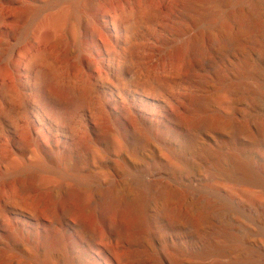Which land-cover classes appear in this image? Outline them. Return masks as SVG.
Segmentation results:
<instances>
[{
	"label": "bare ground",
	"instance_id": "bare-ground-1",
	"mask_svg": "<svg viewBox=\"0 0 264 264\" xmlns=\"http://www.w3.org/2000/svg\"><path fill=\"white\" fill-rule=\"evenodd\" d=\"M96 1L110 0H89L88 10ZM138 1L150 8L158 2ZM173 1L179 23L168 31L179 36L199 22L210 29L166 58L193 71L215 56L233 64V76L220 70L205 77L202 85L212 82L220 90L211 98L192 96L184 107L167 97L169 85L137 77L142 94L166 103V112L152 119L174 124L150 127L111 103L127 122L123 131L93 128L105 159L93 171L97 152L84 142L76 152L51 158L38 146L36 160L64 170L54 172L57 187L36 200L0 204V264H264V0ZM118 28L130 53L138 21ZM45 90L66 108L82 104L70 98L65 105L68 91L49 84ZM214 105L228 113H214ZM27 146L15 163V175L24 178L15 195L23 200L36 183L47 182L29 163ZM9 162L0 157V171ZM127 174L131 180L120 183ZM0 183L6 190L3 177ZM208 184L223 194L211 193Z\"/></svg>",
	"mask_w": 264,
	"mask_h": 264
},
{
	"label": "rangeland",
	"instance_id": "rangeland-1",
	"mask_svg": "<svg viewBox=\"0 0 264 264\" xmlns=\"http://www.w3.org/2000/svg\"><path fill=\"white\" fill-rule=\"evenodd\" d=\"M88 1L0 0V157L10 161L0 171V178L7 181L6 190L0 189V204H28L43 190L57 187L59 179L54 172L60 174L64 169L58 164L53 171L51 165L36 160L38 146L51 158L76 152L84 142L97 152L90 159L92 171L101 165L105 159L95 126L117 132L123 131L127 122L121 108L114 109L111 103L122 104L133 117H144L150 127L155 123L173 125L162 116L152 119L166 112V103L142 94L134 83L137 77L143 83L169 85L172 90L167 97L184 107L192 96L211 98L220 90L212 82L202 85L205 77L213 79L220 70L233 76V64L222 65L215 56L193 71L166 58L173 47L210 29L199 22L179 36L168 31L170 24L179 23L173 0H158L153 8L138 0H110L103 5L96 1L91 10ZM27 10L30 13L25 15ZM135 20L138 37L129 53L118 24ZM91 25L100 32L98 38L91 34ZM48 84L68 91V99L62 98L64 104L70 98H80L82 104L66 108L45 90ZM221 101L229 103L226 97ZM212 109L214 113H228L218 105ZM26 143L29 163L47 182L41 187L36 183L33 194L23 200L15 195L18 184H24V178L15 175V163H19ZM98 174L97 170L93 173ZM130 180L131 174L119 179L120 183ZM206 187L213 188L211 193L223 194L210 184Z\"/></svg>",
	"mask_w": 264,
	"mask_h": 264
}]
</instances>
